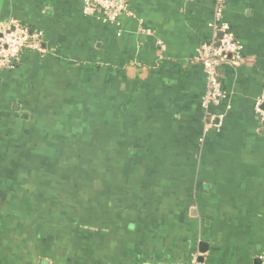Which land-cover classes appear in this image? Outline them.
I'll list each match as a JSON object with an SVG mask.
<instances>
[{
	"label": "crops",
	"instance_id": "1",
	"mask_svg": "<svg viewBox=\"0 0 264 264\" xmlns=\"http://www.w3.org/2000/svg\"><path fill=\"white\" fill-rule=\"evenodd\" d=\"M214 5L130 0L110 23L0 0L45 50L0 75V264H264V0L223 1L241 50L205 107ZM95 152L99 174L59 179Z\"/></svg>",
	"mask_w": 264,
	"mask_h": 264
},
{
	"label": "built area",
	"instance_id": "2",
	"mask_svg": "<svg viewBox=\"0 0 264 264\" xmlns=\"http://www.w3.org/2000/svg\"><path fill=\"white\" fill-rule=\"evenodd\" d=\"M130 0H82L83 11L86 15L99 14L106 22L113 23L121 15L128 14ZM223 1L214 0V13L212 26L219 35L216 42L203 45L201 63L206 74L208 92L204 99V106L216 105L224 98L217 69L232 57L237 58L241 47L237 42L229 25L223 20ZM42 34L32 31L15 20L0 23V75L14 70L20 62L22 54L26 51L45 53L41 48ZM263 102L256 103V110L264 121ZM264 260V256H263ZM189 264H198L193 261Z\"/></svg>",
	"mask_w": 264,
	"mask_h": 264
},
{
	"label": "trees",
	"instance_id": "3",
	"mask_svg": "<svg viewBox=\"0 0 264 264\" xmlns=\"http://www.w3.org/2000/svg\"><path fill=\"white\" fill-rule=\"evenodd\" d=\"M59 162L61 166L59 179L61 180L73 179L78 181L90 179L93 175L95 176V174H99V171H97V173H94L93 170L100 169L101 165L100 155L98 154V152H95V154H80V156H78L77 154H62L59 156ZM64 166H69L70 171H66Z\"/></svg>",
	"mask_w": 264,
	"mask_h": 264
},
{
	"label": "water",
	"instance_id": "4",
	"mask_svg": "<svg viewBox=\"0 0 264 264\" xmlns=\"http://www.w3.org/2000/svg\"><path fill=\"white\" fill-rule=\"evenodd\" d=\"M98 184H99V183H98ZM98 184H97V185H98ZM204 251H205V250H204V248H203L200 252H201V253H204ZM197 262L200 263V264H202V263H203V258H202V257H199V258L197 259Z\"/></svg>",
	"mask_w": 264,
	"mask_h": 264
}]
</instances>
